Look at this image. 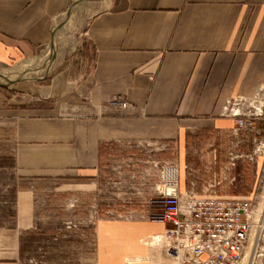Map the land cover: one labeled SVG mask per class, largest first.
Wrapping results in <instances>:
<instances>
[{
  "label": "crops",
  "instance_id": "0c3cea01",
  "mask_svg": "<svg viewBox=\"0 0 264 264\" xmlns=\"http://www.w3.org/2000/svg\"><path fill=\"white\" fill-rule=\"evenodd\" d=\"M74 2L0 0V67L48 47L53 21ZM105 2L86 28L84 58L61 57L44 78L0 85V147L13 150L18 178L6 235L14 247L0 264H25L23 239L40 233L52 208L89 202L98 207L96 255L81 264H149L141 263L148 249L150 264L171 263L165 246L151 245L170 224L143 212L134 219L104 212V157L120 145L154 146L160 156L173 148L181 192L202 195L206 188L196 182L204 179L188 178L190 150L199 166L214 164L209 179L217 183L224 164L215 142L242 134L234 133L228 101L264 91V0ZM122 102L127 108L114 105ZM256 162L255 181L263 171ZM218 181L228 197H255L254 184L235 193V177Z\"/></svg>",
  "mask_w": 264,
  "mask_h": 264
},
{
  "label": "rangeland",
  "instance_id": "374dc122",
  "mask_svg": "<svg viewBox=\"0 0 264 264\" xmlns=\"http://www.w3.org/2000/svg\"><path fill=\"white\" fill-rule=\"evenodd\" d=\"M105 1L89 2L81 10L68 11L53 21L52 40L56 37L49 46L54 43L55 62L67 56L84 58L88 46L85 38L86 28L91 19L104 8ZM48 47L37 51L32 58H39ZM19 63L9 62L0 69H10ZM248 139L249 136L241 134L215 142V148L220 152L221 162L224 164L217 170L216 182L219 179L235 177L238 181L233 187L235 193H249L254 184L253 192L258 198L257 223L254 225L256 233L254 229L245 252L247 264H264V124L263 132L256 143H250ZM111 149L110 155L107 154L103 159L105 176L101 199L103 198L104 202V212L112 211V217L118 218L121 215L122 219H134L136 213L141 212L153 219L159 218L165 207L162 195L165 182L161 178V172L164 167H179L173 148L169 147L161 156L155 151L154 146L120 145ZM193 151L190 150L192 154L188 165L189 181L195 183L196 178L200 176L204 181L196 183L201 186L200 188L208 189L210 184L213 185L209 178L213 179L214 164L206 161L199 166L196 164L198 160L193 156ZM220 154L218 153L216 159L212 160L216 164L219 162ZM245 155L252 157L246 158ZM257 159H261L263 171L255 183ZM17 185L13 150L0 147V259L9 258L14 247V243H11L10 237L6 235L14 226ZM51 190L49 189V195ZM90 203L73 208H68L64 204L52 208L53 211L42 223L40 233L23 239L21 258L25 264H81V260L94 259L96 245L92 221L98 207ZM170 260L173 262L169 257ZM145 262L150 264V249L146 261L141 263Z\"/></svg>",
  "mask_w": 264,
  "mask_h": 264
},
{
  "label": "built area",
  "instance_id": "2783aa9c",
  "mask_svg": "<svg viewBox=\"0 0 264 264\" xmlns=\"http://www.w3.org/2000/svg\"><path fill=\"white\" fill-rule=\"evenodd\" d=\"M114 105L128 106L125 102ZM225 110L236 121L234 133L248 135V142L256 143L261 136L258 123L264 121V91L236 97L228 101ZM161 178L165 182V207L159 218L152 219L171 228L162 236L152 237L151 245L165 246L175 264H247L245 251L257 223V196L228 197L218 190L221 181L202 195L181 192L180 168L176 166L164 167Z\"/></svg>",
  "mask_w": 264,
  "mask_h": 264
},
{
  "label": "bare ground",
  "instance_id": "6f19581e",
  "mask_svg": "<svg viewBox=\"0 0 264 264\" xmlns=\"http://www.w3.org/2000/svg\"><path fill=\"white\" fill-rule=\"evenodd\" d=\"M94 1H97V0H75L74 5L70 8L69 12H72L75 10L79 11L87 3L94 2ZM66 19L67 18H65V20ZM60 20L58 21L59 23H60ZM62 21H63V17H62ZM53 45L54 43L48 48H46L47 49L46 52L45 53L43 52L44 54L43 55L41 54L39 58L35 57L32 59H28L30 61H27V60L23 61L19 63L18 65H15L13 68L10 67V69H0V85L10 86L19 80H29V81L35 80L36 81L37 79L46 77L49 74L50 70L52 69V65L54 64L55 59H56V55L53 50ZM39 59H41L42 61H40ZM168 191L170 190L168 189ZM254 229L256 233V228ZM253 233H254V230H253Z\"/></svg>",
  "mask_w": 264,
  "mask_h": 264
},
{
  "label": "water",
  "instance_id": "95a60500",
  "mask_svg": "<svg viewBox=\"0 0 264 264\" xmlns=\"http://www.w3.org/2000/svg\"><path fill=\"white\" fill-rule=\"evenodd\" d=\"M1 86H3V85H1Z\"/></svg>",
  "mask_w": 264,
  "mask_h": 264
}]
</instances>
